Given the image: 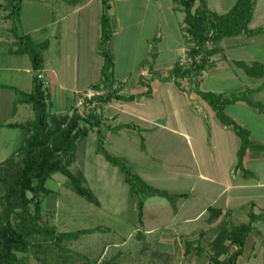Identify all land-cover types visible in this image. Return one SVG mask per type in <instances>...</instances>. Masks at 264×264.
Wrapping results in <instances>:
<instances>
[{
  "label": "crops",
  "instance_id": "1",
  "mask_svg": "<svg viewBox=\"0 0 264 264\" xmlns=\"http://www.w3.org/2000/svg\"><path fill=\"white\" fill-rule=\"evenodd\" d=\"M11 1L15 0H0V163L16 151L23 139L24 130L16 124L34 117L30 104L17 101L20 92L31 91L35 71L29 57L16 51L18 44L12 30ZM117 1L125 5V15L129 18L139 10V14H135L138 32L147 31L148 27H151V33L157 32L159 42L151 52L154 53L153 71L160 77L151 76L148 63L140 67L134 81L129 82L123 73L118 75L122 82L119 93L125 96L134 94V98L111 99L98 111L104 123L108 116H104L103 110L109 107V152L122 157L130 166L134 165L135 172L149 185L183 196L175 201L174 207L164 196L145 197L140 218L138 199L133 198L127 205L131 215L122 217L112 209L104 208L94 195L96 201H89L68 188L70 197H60L55 189L46 186L47 180L53 178L52 174L45 182L51 192L41 197L43 223L54 227L57 232L92 231L65 240L64 254L59 248L39 254L43 260H38L35 253L28 252V264H167L168 261L171 264H211L208 243L223 217L234 219L241 213L245 223L249 219V210L255 214L264 212V152L247 149L242 161L243 169L238 168L240 138L233 127L223 124L209 104L190 86L184 87L179 80L180 85H176L174 79H164L185 51L186 42L181 29L183 11L175 8L172 0ZM205 1L208 8L217 13L227 12L236 2ZM109 4L107 12L111 16L112 0ZM174 9L179 12L174 13ZM103 12L101 0L21 1L20 32L28 34L35 44L47 41L41 73L49 110L55 115L72 113L74 107H79V101L96 90L93 86L101 81L103 57L99 44ZM111 26L114 32L113 21ZM128 26L122 25L121 31ZM165 26H171L175 32H169L170 28L167 31ZM248 27L262 31L254 35L241 33L223 37L213 44L216 51L208 57L211 65L202 71L199 88L227 98L247 92L253 101L264 107V74L251 76L240 65V62L247 65L259 62L264 66V0L253 1ZM165 31L169 32L172 40L173 37L176 39L171 42L173 45L165 41ZM114 37L111 43H114ZM150 41L146 40L147 52ZM178 44L182 45L181 55L177 54ZM165 54H168V60ZM215 54H219V58H213ZM225 112L248 130L253 142L264 145V111L244 100H237L227 104ZM119 124L131 126L113 127ZM102 127L100 133L104 141L106 134ZM158 131L169 135L173 143L168 146L158 140L162 137L156 134ZM93 132L96 133H89ZM74 155L71 162L76 161ZM76 172L80 173L78 169ZM117 173L121 175L118 168ZM82 177L83 184L87 185L86 177ZM63 185L60 184L61 187ZM49 195L54 201L43 204V199ZM129 195L132 196L131 193ZM69 201L75 202L76 214L84 212L95 223L74 230L64 228L69 224L61 222L57 213L73 207ZM209 208L220 209L222 214L208 221ZM263 222L258 220L254 223L236 264H264ZM89 235L91 238L97 235L98 238L89 241ZM82 236L87 239L78 240ZM134 239L140 243L141 251L133 250ZM95 240L100 241L97 253L96 248L87 249Z\"/></svg>",
  "mask_w": 264,
  "mask_h": 264
},
{
  "label": "trees",
  "instance_id": "2",
  "mask_svg": "<svg viewBox=\"0 0 264 264\" xmlns=\"http://www.w3.org/2000/svg\"><path fill=\"white\" fill-rule=\"evenodd\" d=\"M22 0L11 1L12 30L17 38V52L26 54L35 71L33 86L28 93H19V102L28 103L34 110L32 120L16 124L24 130L22 143L16 151L5 161L0 163V187L3 189L0 205V264H28V252L35 253V258L43 260L40 252L53 251L49 248L44 251L45 239L51 245H59L63 240L76 238L80 234L92 230H77L72 232H57L54 227L46 225L41 216V197L49 194L51 190L45 186L47 178L54 173L65 175L71 188L80 196L89 201H96L88 187L83 185V177L70 169L74 158L77 143L88 135L90 131L97 133V151L112 165L116 166L124 181L129 184L131 194L138 197V215L142 213L143 200L147 196L159 195L166 197L174 207L175 201L183 194L170 193L149 185L137 173L131 172L125 160L114 156L103 147V137L100 125H103V116L97 112L98 107L107 104L111 99L131 100L134 94L128 96L119 93L120 83L114 78V59L111 51L113 29L111 18L107 10L109 0H101L104 12L101 16L99 52L103 57L101 68V81L93 86L105 92L96 94L90 101L98 106L86 114L78 112L75 108L71 114L55 115L49 110L46 101L44 82L37 77V72L43 66V51L47 41L35 44L28 34H23L18 28V17ZM76 1V0H70ZM175 7L184 13L181 29L187 43L186 56L189 59L187 66H180L176 61L169 70L165 80L187 77L190 88L195 91L212 108L217 118L225 125H231L240 138L237 152V167L243 169L242 161L247 149L264 152V145L257 144L250 139L247 129L235 122L225 112V106L237 100L247 103L264 111L261 103L252 100L250 94L243 92L238 96L224 97L222 94L203 91L199 88V77L211 65L208 57L215 53L216 48L207 43L216 44L221 38L244 33L254 35L262 30H251L248 23L252 17L254 0H236L234 5L225 13H217L208 8L205 0H172ZM197 3V4H196ZM154 55V53H152ZM244 70L251 76L264 74V66L259 62L251 65L240 62ZM152 77H160L153 71V63L148 65ZM143 83L142 79H140ZM180 85L178 80H174ZM149 93V90L147 91ZM15 125V124H14ZM131 126L119 124L114 128ZM111 128V126H107ZM143 144V139L142 142ZM222 214V210L209 208L207 220L212 221ZM248 221L228 225L225 217L220 221L214 236L208 243L211 264H236L241 254L247 236L252 231L254 223L264 219V212L255 214L248 212ZM42 237V241L40 240ZM40 248L42 251H40ZM37 255V256H36Z\"/></svg>",
  "mask_w": 264,
  "mask_h": 264
},
{
  "label": "rangeland",
  "instance_id": "3",
  "mask_svg": "<svg viewBox=\"0 0 264 264\" xmlns=\"http://www.w3.org/2000/svg\"><path fill=\"white\" fill-rule=\"evenodd\" d=\"M136 6L139 8L137 3H136ZM111 8H112L111 9V16H110L111 22L113 21L115 24V27H116L114 32H113V35H115L114 43L113 42L111 43V51H112V55H113V59H114L113 73H114L115 80L118 81L121 85L122 84V82L120 81L121 78H118V75H121L120 73L127 75L126 79L128 78L129 82L134 81L135 77L137 75V71L140 69V67L144 66L147 63H148L147 65H149V63L153 62L152 60L154 59V57H153L151 51L157 45V43L159 42V39H157L158 37L156 36L157 32L151 33V27H148L147 31H142L143 33L138 32V29H137L138 25L135 24V22L137 20V17L135 16V14L136 15L139 14L138 13L139 10L135 11V14L129 18L125 15L126 11H125V5L123 3H121L117 0H112V7ZM174 11H176V10L174 9L173 12ZM176 12H174V13H176ZM140 13H142V12H140ZM168 20L169 19L166 20L167 23H168ZM172 20H173V18H172ZM158 22L160 23V20H158ZM125 24H127L129 26L126 29L125 28L122 29V31H121L122 25H125ZM165 28H167V27L165 26ZM169 28H167L166 30L168 31V29H169L170 30L169 32H172V31L175 32V30L173 28H171V26ZM115 31H119V32H115ZM169 32L167 34L165 31V35H166L165 41L169 42V44H172L171 42H173V40L176 41V39H174V37H173V40H172ZM147 39L151 40L150 41L151 42L150 43L151 44V46H150L151 50L149 49V52L146 51V48H147L146 47V40ZM112 44H114L113 50H112ZM207 45L212 46L213 44H212V42L208 41ZM262 46L264 47V43H262ZM181 47H182V45L178 44L177 54H179V55L182 54L181 53ZM184 49H185V51L183 52V57L180 60H178L180 63V66H182V67L187 66L188 63L190 62L188 57L186 56L187 43L185 44ZM146 53L147 54L149 53V54H148L146 61H145L144 57H145ZM164 57H165V59L167 58V60L169 59L168 54H165ZM213 58H219V54H215L213 56ZM115 63H116V65H115ZM133 63H135V65H132ZM163 63H166V61L163 60ZM174 80H179L184 85V87L190 86L187 77L176 78ZM96 90L100 91V93L105 92L102 89H96ZM92 92H94V90ZM93 96H96V94L92 95L90 98L85 97V99L79 105V107H74V108L78 112L86 114L89 110H91L92 108H95V106H98L97 103L90 101ZM99 109H100V107L97 108V112L99 111ZM103 113H104V116H106V115L108 116L107 118L106 117L104 118L103 125H100V126H103L102 129L104 130V132L106 134V137L104 138V141H103V147L107 151L111 152V134L107 132V129H109V128H107V126H111V118L109 117V113H110L109 107H105V109L103 110ZM32 119H33V116H32ZM133 127H135V126H133ZM137 127L139 128L140 126H137ZM156 134L161 135L162 137L158 140H162L163 142H166L168 144V146H170L173 143V140L171 139V137L169 135L161 133V131L156 132ZM96 140H97V135L94 132L89 133L86 137H84L82 140H80V142L78 143L76 150H75L76 161L71 162L70 163L71 165L69 167L73 172H76L78 169L80 171V173H83L82 175H84L86 177V184L89 185L91 193L101 202V205L104 208H107L109 210L112 209L113 212H115L117 215H120L122 217H125V216L129 217V215H131V210L128 209V207H127L128 202L132 201L133 198L138 199L137 195L136 194H131L132 196L129 195L130 194V193H128L129 192V184L126 181H124V179L121 178V175L119 176V174L117 173V167H114V165L109 163L103 157V155L101 153H99L97 150H95L97 147V141ZM112 140H114V138ZM21 143H22V141H21ZM20 144H19V146H20ZM15 147H16V144H15ZM253 150H255V149H253ZM72 161H74V160H72ZM131 164L133 165V163H131ZM126 165L131 170V172L136 173L134 165L130 166L129 162H126ZM115 170H116V172H115ZM52 177L53 178L47 180L46 186L49 188L55 189L57 191V194L60 195V197L66 198L68 196L67 194L69 192V189H71V184H70L69 179L65 175H63L59 172L53 174ZM60 184H64L65 186L63 185L61 187ZM58 185L60 188H58ZM83 185L85 187H88L85 184H83ZM71 192H73V191H71ZM2 194H3V189H1V187H0V200H1ZM50 196L51 195L46 196L45 199H43L42 203L44 204V203H47L48 201H54V199L51 198ZM68 197H70V196H68ZM72 197H74V196H72ZM78 197H76V198H78ZM63 200L65 201L66 199H63ZM79 202H81V200H79ZM73 203H75V202L71 203L69 201L68 204L72 205L73 207H66V209H64L65 211H59L60 214L57 213L61 222H65L67 225L69 224V226H64V228L66 227V229H68V230H74L75 228L77 229L79 227L81 228V227H85L86 225H89L91 223H95V221H93V218L87 217V215L84 212L79 211L76 214V210L74 209L75 205H73ZM71 208L74 209L75 212L72 211ZM1 210H2V206L0 205V212H1ZM241 215L242 214L239 213V215H236V218H234V219H231L230 217H229L230 219L226 218L229 220L228 225H232L235 223L236 224L243 223L242 222L243 218H241L242 217ZM95 219H97V217ZM235 219H237V220H235ZM87 220H88V222H87ZM78 221H80V222H78ZM260 221L263 222V220H260ZM48 223H51V222L49 221ZM263 226H264V222H263ZM217 228L218 227L216 226V228H214L213 231H216ZM61 229L65 230L63 228H61ZM89 236H90L88 239L89 241H92L94 238H96V239L98 238L97 235H93L94 238H91V235H89ZM206 236H207V234H206ZM84 237L85 236H82L78 240L87 239ZM40 240L42 241V237H40ZM43 240H44L43 242L45 243V246L43 245L42 249H44V251H46L48 249L47 247L50 246L49 248H53V250L61 248L62 253L64 254L65 243H67V241L64 240L59 245H57L56 243H53L51 245H47L46 243H49V241L48 240L46 241L45 239H43ZM98 240H100V239H98ZM98 240H95L94 243H92V242L89 243V245L87 244L88 245L87 249L96 248L95 253L99 252L100 249H98V247L100 245V241H98ZM130 245H131V243H130ZM138 245H140L139 242H136L135 239L132 240V246L134 247L133 250L141 251L139 249ZM59 246H61V247H59ZM42 249L40 248V251H42ZM130 250L132 251V249H130ZM72 252H74V251H72ZM41 253L42 252H40V255H41ZM92 253L95 254L93 251H92ZM74 256H72V257H74ZM72 257L70 259H72ZM171 263H172L171 261H168L167 264H171Z\"/></svg>",
  "mask_w": 264,
  "mask_h": 264
},
{
  "label": "built area",
  "instance_id": "4",
  "mask_svg": "<svg viewBox=\"0 0 264 264\" xmlns=\"http://www.w3.org/2000/svg\"><path fill=\"white\" fill-rule=\"evenodd\" d=\"M37 77L39 78V79H43V75H42V73H41V71H39L38 73H37ZM100 93V91H97V90H94V92H91L88 96H86L87 98H90L92 95H94V94H99ZM83 102V100H80L79 101V104H81Z\"/></svg>",
  "mask_w": 264,
  "mask_h": 264
}]
</instances>
